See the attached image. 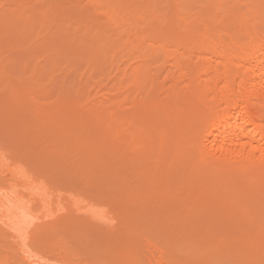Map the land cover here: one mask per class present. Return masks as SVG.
<instances>
[{"label": "bare ground", "instance_id": "1", "mask_svg": "<svg viewBox=\"0 0 264 264\" xmlns=\"http://www.w3.org/2000/svg\"><path fill=\"white\" fill-rule=\"evenodd\" d=\"M31 64L32 79L18 86L74 96L130 147V201L162 231L149 252L126 240L114 264H200L198 246L210 256L259 254L264 264V0H0L4 88L17 85L9 70ZM2 193L0 222L17 254L41 264L31 243L43 237L25 223L32 208ZM90 246L68 242L61 264H84ZM0 264L14 263L0 252Z\"/></svg>", "mask_w": 264, "mask_h": 264}, {"label": "rangeland", "instance_id": "2", "mask_svg": "<svg viewBox=\"0 0 264 264\" xmlns=\"http://www.w3.org/2000/svg\"><path fill=\"white\" fill-rule=\"evenodd\" d=\"M32 64L27 68H24L23 65L14 66L13 69L9 68L12 71L9 70L8 74L14 71L11 73V78L17 79V81H14L16 84L19 83L20 79H23L24 82L29 81L32 79L34 67H31ZM47 80L46 78L43 83L46 84ZM1 82L0 189L2 190H0V193L7 192V194L2 193L5 200L11 195L15 196L16 194V198L23 195L20 198H23H21L23 202L25 200L24 203L27 201L29 209L32 208L30 209L32 217L28 215L25 223L27 226L29 225L30 234L36 232L35 234L38 235L39 231V235L43 237L42 244L31 243L34 248L36 247V259L41 264H61L65 256L64 248L68 242L79 243L82 241L87 242V240L88 243L90 242V248L95 250L92 251L94 254L91 253L84 264H114L113 256H115L116 250L123 248L128 239L131 241L137 238L136 240L141 248L145 249V252H149L153 237L157 232L162 231V226L161 228H158L157 225L150 226L148 223L152 219L154 220L151 216L152 213L150 211L145 213L144 219L142 218L143 213L139 214L138 205L131 203V201L133 203H137V201L135 199L133 201V197L130 198V179L135 180L134 175L136 173L134 171L135 173L131 174L130 147L124 142L114 140L113 133L109 136L99 129L96 126L98 122H95L94 119L93 123V118L89 115L86 116V108L83 107V102L81 104L79 102L78 105L74 102V96L59 98L60 101L56 97L59 96L56 95L58 91L52 90V93L48 83L46 84L48 89L45 95L44 93H38L40 94L38 95L37 92L35 93L32 90L30 95L23 84L22 86L12 85L13 87L10 86L12 90L10 88L8 90V88H4L7 81L5 83L3 81L2 84ZM46 85L44 86L46 87ZM87 88H90V86H87ZM24 94L27 95V98L22 96ZM32 94L33 97H29ZM53 94L54 96H52ZM66 100L69 101L66 102ZM75 107L79 112L74 109ZM125 109L128 110L130 107H125ZM84 110L85 112H83ZM81 112L83 113L81 114ZM77 115L79 116L76 118L79 121L81 120V123L76 124L77 122H74L75 126L74 124L71 126V122L77 121H71ZM84 116L89 117V120L88 118L84 119L87 122L80 119L81 117L85 118ZM81 124L87 128L78 127ZM132 169H135L133 165ZM20 171L22 174L24 173V176L20 174L22 179L19 176V179L15 177V174L17 172L19 174ZM12 172L16 173L13 174ZM11 178L14 180H11ZM24 179H28L29 182L27 183L28 180L25 181ZM15 180L20 181L21 185H18ZM12 182H16L15 185L21 187L19 189L21 191L18 190L17 192L18 188L15 185V190L14 188L11 189ZM26 183L32 185L28 186ZM25 185L28 187L24 191L22 189ZM33 186L37 189L41 188V193H43L40 194V190L38 191L39 194L36 191L38 195L32 193ZM8 187L12 190L11 193L8 192L11 191ZM30 187L31 192L28 193L27 190ZM33 194L37 196H29ZM257 203L259 202L256 201L255 204ZM257 205L255 208L253 206V209L256 210V207L260 206V204ZM136 206L138 210L135 209ZM1 222L0 231L4 236L2 237L4 242L1 243L2 249H0V252L11 259L14 264H28L23 256L17 254L18 247L15 243L13 244L15 240L11 238L10 232H5L8 230ZM202 228L205 229L206 227L201 226ZM169 230L171 229L169 228ZM225 246L226 244L221 245L220 248ZM206 247H197L198 251L195 257L200 264L206 262L212 264H243L242 261L246 262V260L248 264H257L255 261L262 263L259 254L242 260V257L246 255L244 256L243 252L234 251L236 250L235 246L229 247L230 250L234 251L231 254H223V249H221L222 253L218 249L220 254L211 256L207 255ZM247 254L249 255V253Z\"/></svg>", "mask_w": 264, "mask_h": 264}]
</instances>
